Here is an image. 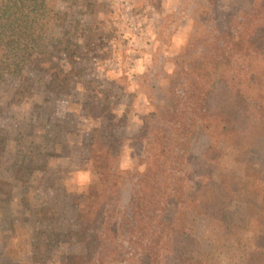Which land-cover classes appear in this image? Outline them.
Returning a JSON list of instances; mask_svg holds the SVG:
<instances>
[{
  "label": "rangeland",
  "instance_id": "obj_1",
  "mask_svg": "<svg viewBox=\"0 0 264 264\" xmlns=\"http://www.w3.org/2000/svg\"><path fill=\"white\" fill-rule=\"evenodd\" d=\"M255 1H59L62 14L49 35L54 47L48 60L67 70L76 49L78 78L67 83L52 73L51 83L52 71L45 74L43 66L34 65L25 78L8 77L0 87V136L8 141L0 155V258L14 254L15 264H61L64 255L81 250L71 203L95 181L92 140L103 141L111 131L121 141L123 176L134 172L144 157L145 142L139 143L138 135L145 119L169 104L181 50L217 37L230 18L241 21ZM59 40L66 43L60 47ZM204 145L201 140L198 152ZM221 148L227 155L220 167L236 169L230 147L222 143ZM248 160L264 179V147ZM179 188L173 186L166 222L174 220ZM120 189L123 208L130 197L128 181L122 180ZM192 228L197 245L211 255L208 264H249L250 252L264 253L256 245L264 229L240 202L219 221L199 216ZM144 255L149 264L153 250Z\"/></svg>",
  "mask_w": 264,
  "mask_h": 264
},
{
  "label": "trees",
  "instance_id": "obj_2",
  "mask_svg": "<svg viewBox=\"0 0 264 264\" xmlns=\"http://www.w3.org/2000/svg\"><path fill=\"white\" fill-rule=\"evenodd\" d=\"M59 1L0 0V87L8 77L25 78L34 65L43 66L45 74L52 71L51 83L53 75L68 78L67 83L78 78L76 49L67 70L48 60L54 47L49 35L62 14ZM240 19L230 18L217 37L181 50L169 104L147 117L138 135V142H145L144 157L134 172L123 176L121 141L111 131L103 141L92 140L95 181L72 200L77 233H68L70 240L77 234L82 248L64 255L61 264H145L148 248L153 250L149 264H208L211 255L195 242L192 225L199 216L219 221L238 202L264 229V179L248 160L264 147V0H256ZM115 120L110 118L111 124ZM201 140L205 145L198 152ZM222 143L230 147L236 169L220 167L227 155ZM6 150L8 141L0 136V155ZM122 180L130 185L123 208ZM175 184L180 187L176 214L166 222ZM256 245L264 249V230ZM15 259L2 256L0 264ZM248 262L264 264V253L250 252Z\"/></svg>",
  "mask_w": 264,
  "mask_h": 264
}]
</instances>
